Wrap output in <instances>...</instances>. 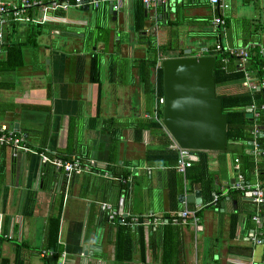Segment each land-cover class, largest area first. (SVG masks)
I'll list each match as a JSON object with an SVG mask.
<instances>
[{
  "label": "crops",
  "instance_id": "obj_1",
  "mask_svg": "<svg viewBox=\"0 0 264 264\" xmlns=\"http://www.w3.org/2000/svg\"><path fill=\"white\" fill-rule=\"evenodd\" d=\"M29 1H39V5L25 7L23 15L39 22H13L3 33V51L16 40L22 41V45L20 64L12 69L2 64L4 55H0V124L12 129L17 126L31 149H40L49 156L89 158L94 166L90 173L65 178L63 184L58 175L46 190L41 187L42 163L38 155L26 153L15 160L5 159V206L1 208L0 190V224L5 221L7 238L0 245V257L7 258L8 264H25L26 259L27 264H44L41 256L45 252V225L50 208L52 215L59 209L56 241L61 252H65V264L263 263L264 247L250 240L255 226L249 218L252 210L246 204L250 201L248 196L244 193L236 199L237 193L227 194L226 185L235 175L233 154L209 153L213 189L222 197L216 209L209 201L203 202L201 185L188 176L182 178L175 196L169 194L167 186L174 179L172 166L145 157L147 150L159 149L168 137L165 134L166 139L159 138L148 129L140 136L134 131L139 118L150 119L145 118L147 103L133 62L146 53V45L139 42L132 29L134 0H121L118 10L112 13L108 3L96 8L78 5L43 12L41 6L49 0ZM225 1L222 15L226 26L212 28L206 0H196L192 5L178 0L165 16L158 14L161 5L146 9L145 31L156 42L172 45L181 25L195 26L201 32L198 28L207 23L214 41L222 43L221 38H225L222 46L235 49L254 43L264 56V44L259 41L228 39L225 13L229 1L235 0ZM249 1L259 6L262 0L244 2ZM152 11L156 12L155 20L150 17ZM35 31L39 34L32 46L26 41ZM80 55L83 71L77 81L75 64ZM91 55H97L99 63L98 94L96 82L89 80ZM110 56L117 60L113 68L109 67ZM118 66L129 70V82H124L127 76L123 79L122 75L126 72ZM235 146L230 144L229 150ZM54 171L61 175L55 168ZM175 172L184 173L176 169ZM195 184L199 185V203L186 198L197 191ZM29 190L34 191L32 213L22 216L20 205ZM100 202L109 204L116 216L109 219L107 211L99 210ZM183 209L195 210L197 220L194 222L191 215L181 217L179 211ZM149 213L158 217L159 222L146 223L144 216ZM232 213L236 214V221L234 233L229 236ZM118 225L133 227V232H129L128 260H114ZM165 226L169 227L163 232Z\"/></svg>",
  "mask_w": 264,
  "mask_h": 264
},
{
  "label": "trees",
  "instance_id": "obj_2",
  "mask_svg": "<svg viewBox=\"0 0 264 264\" xmlns=\"http://www.w3.org/2000/svg\"><path fill=\"white\" fill-rule=\"evenodd\" d=\"M190 2L192 5L196 0H186ZM246 1V0H244ZM133 11H132V29L139 39L140 43H144L146 45V53L143 57H139L137 60H133L135 63L136 73L138 82L142 87L144 98L146 100V116L144 119L139 118L136 121V125L134 126V131L138 136L142 134L144 129H148L149 132L158 134L157 137L165 138V132L161 128L160 124L156 119L152 117L154 103L157 104V98L162 97V74L161 68H157L154 72L153 67L159 58L166 57H176L183 56L184 49L176 50L175 47L168 44H160L156 42L153 35H148L145 31L144 21L146 19V14H144V8L141 0L133 1ZM166 6H160L158 8V14L161 16H165L167 14ZM146 12V11H145ZM157 14V15H158ZM224 20V26H226V18L222 15ZM39 34V31H35L31 35H29V40L26 43L29 45H35V37ZM22 45V41H15L7 44L4 47V51H2V55H4L2 64L5 65L6 68H14L16 65L20 64V46ZM253 45V47H250ZM247 51L249 52V59L247 61V67L252 68L254 72L259 70L264 64V56H262L259 52L258 45L254 43H248L246 46ZM205 54V53H200ZM207 54L213 55L215 57L214 66L212 68V76L214 78L215 89L219 86H227L232 85L233 88H236V91H226L217 93L220 97L221 101V111L226 115V130H225V147L222 151H218L219 153H230L233 154L232 158L233 167L237 165V172L242 175L243 182L250 183L254 176L264 183V154L260 156V158L255 161L254 157L251 153L248 152L250 147L251 135L249 133V128L252 123L251 119L245 117V107L248 106L252 101H254L257 105L262 101L261 93L259 92H249L242 89H239L240 82L242 81V72L241 70L235 69V64L237 60L233 59L232 56H228V54L223 52L214 51L213 47L207 46ZM217 55V56H215ZM223 55L227 61L222 62L220 60V56ZM82 55L77 56L76 64H75V79L78 81L82 77L83 71V63H82ZM113 56H110L111 65L110 68L115 66V58L112 59ZM217 57V58H216ZM98 70L99 63L97 59V55H91L90 63H89V80L91 82H96L97 86V94L99 93V82H98ZM153 70V71H152ZM154 73V75H153ZM162 105L157 106L156 115L161 117V107ZM95 113L98 115V107L97 103L95 105ZM166 139V138H165ZM257 142L260 146L264 147V133L257 138ZM27 144V143H26ZM169 139L163 143V145L159 149L147 150L145 152V157L152 159L160 160L164 165L172 166V170L174 173V179L169 181L168 183V193L175 196L178 191V187L181 188L183 181L182 178H186L187 176L191 178L193 181L199 183L201 185L202 192V200L204 203H207L212 196V193L219 194L218 202L222 199L220 196V192L213 189V178L209 172L208 164L211 161L209 153L211 151L205 150H196V159L191 161L189 167L184 170L183 174H178L175 172L174 166L176 164V150L170 149L168 147ZM233 144L236 148L232 151L229 150V145ZM28 145V144H27ZM31 148V147H30ZM36 152H41L40 149H33ZM63 158H69L67 156H59ZM81 159H89L79 156ZM5 159L6 152L3 147L0 148V190L2 192L1 198V208L5 206V188L3 186V174L5 168ZM93 169V167H92ZM236 169L234 168V171ZM60 171V170H58ZM61 172V171H60ZM172 172V171H171ZM40 175L41 187L43 189L49 190V186L51 182H54L58 179H61V183L63 184L65 181V177L61 172V175L54 171V167H52L48 163H42ZM177 175V176H176ZM179 177V178H178ZM181 177V179H180ZM176 178H178L176 183ZM238 194V198H242L244 195L243 191L238 189L232 190L229 189L227 192L228 196L232 194ZM249 198V197H248ZM248 204L251 207V213L249 214V218L258 212V214L264 216V202L257 204L251 201L249 198ZM34 203V191H26L23 200L20 205V214L22 216H29L32 213ZM51 205V204H50ZM99 205V203H98ZM60 208V207H59ZM202 209V207L200 208ZM49 213L46 219L45 225V240H44V249L42 260L44 264H58L59 254L61 253V246L56 241L57 230H58V212L52 215L51 209L49 208ZM199 213V210L196 211V214ZM252 220V219H251ZM236 221V214L232 213L229 217V236H232L234 233V223ZM178 222V221H177ZM253 225L254 221L252 220ZM264 227V224L262 225ZM169 226L162 227L163 232L165 229H168ZM129 232H133V227L129 225H118L115 231L114 236V260L122 261L128 260L131 255V242L129 239ZM6 224L3 221L0 224V245L2 241L6 240ZM24 245L28 247L25 242ZM48 249V250H47ZM28 250H31L30 248ZM50 250V254L48 253ZM48 251V252H47ZM33 252V251H32ZM37 254L41 252V249L35 251ZM48 255H47V253ZM31 253V252H30ZM27 258V257H26ZM25 260V259H24ZM66 260V259H65ZM0 264H8L7 258L0 257ZM22 264V263H21ZM25 264H27V259L25 260ZM65 264V263H63Z\"/></svg>",
  "mask_w": 264,
  "mask_h": 264
},
{
  "label": "built area",
  "instance_id": "obj_3",
  "mask_svg": "<svg viewBox=\"0 0 264 264\" xmlns=\"http://www.w3.org/2000/svg\"><path fill=\"white\" fill-rule=\"evenodd\" d=\"M121 0H49L44 6H41V10L44 12L48 9H65L69 6H78L85 5L86 7L96 8L102 3L111 2L112 10H118L120 6ZM178 0H141V2L145 5V9L149 7L154 8L156 4L158 5H169L171 7L174 2ZM210 9H211V17H210V25L213 29L216 27H223L224 20L222 17V11L226 8L227 4L225 0H206ZM32 5H39V1L29 0H19L17 2L13 0H0V55H2L3 49V33L5 27L13 22H39L37 19H33L23 15L24 8ZM25 14V13H24ZM151 19L155 20L156 12L152 11L150 13ZM44 20V16L42 17V21ZM213 49L216 52H223L228 54V56H232L233 59L237 60L235 64V69L241 70L242 72V81L240 82L239 89L249 91V92H259L262 96V101L257 105L254 101L249 105L250 111L252 113L251 119L252 123L249 128V133L251 135L250 147L248 152L252 154L255 161H257L261 155L264 154V147L260 146L257 142V138L264 133V130L261 131L260 127L264 128V65L259 67V70L254 72L252 68L247 67V61L249 59V52L245 46L235 49H230L226 46H222L216 41L213 44ZM253 47V45H250ZM259 52H261L259 48ZM215 60V57H214ZM220 60L222 62H226L227 59L221 55ZM161 58L157 57L153 70L160 68ZM152 70V71H153ZM154 75V73H153ZM232 90L236 91V88H226V91ZM163 96L157 98V104L154 103L152 117L161 124L160 119L156 115V108L158 105L163 104ZM163 127V126H162ZM165 130V129H164ZM167 134V132L165 131ZM3 147L6 152L7 160H15L18 159L21 155L26 153H33L38 155L41 163H48L56 170H60L64 177L68 179L71 175H77L82 173H90L92 171V167L94 166V161L92 159H81L79 156H71L69 158H63L59 156H49L45 152H36L31 149L26 144V139L22 133H20L16 129L6 128L4 125L0 124V148ZM168 147L170 149L176 150V164L175 169L178 172L183 173L184 170L190 166L191 161L196 159V153L193 149H186L179 147L170 137ZM235 175L233 181L226 185L228 189H238L243 191L251 201L257 204L264 202V183H262L257 176H254L250 183L243 182L242 175L237 172V165L234 166ZM227 190V189H225ZM219 194L212 193L211 199L208 204L213 206L214 209L217 208L218 205ZM100 211H107V217L109 219L114 218L116 215L114 211L110 210L109 204L105 202L99 203ZM195 210L183 209L179 211V215L181 217H186L187 215H191L193 221L197 220L194 215ZM251 219L254 221L256 225L253 227V230L250 234V240L258 245L264 247V216L258 214V212L254 213L251 216ZM144 220L146 223L156 224L159 222V218L153 216L152 214H146L144 216ZM122 221V219L120 220ZM136 224V222H135ZM50 253V252H49ZM65 252H61L59 254L58 264L65 263ZM250 264V263H249ZM252 264V263H251ZM258 264V263H255ZM261 264H264L261 263Z\"/></svg>",
  "mask_w": 264,
  "mask_h": 264
},
{
  "label": "water",
  "instance_id": "obj_4",
  "mask_svg": "<svg viewBox=\"0 0 264 264\" xmlns=\"http://www.w3.org/2000/svg\"><path fill=\"white\" fill-rule=\"evenodd\" d=\"M143 8L145 14L144 4ZM108 11L112 13L111 2H108ZM190 51L186 49L183 56L166 57L160 61L164 98L160 122L181 148L222 151L225 147L226 115L221 111L211 72L214 56L192 55ZM200 51H207V47ZM251 115L250 107L246 106L245 117L251 119ZM194 188L197 191L186 198L199 203V185L195 184Z\"/></svg>",
  "mask_w": 264,
  "mask_h": 264
},
{
  "label": "rangeland",
  "instance_id": "obj_5",
  "mask_svg": "<svg viewBox=\"0 0 264 264\" xmlns=\"http://www.w3.org/2000/svg\"><path fill=\"white\" fill-rule=\"evenodd\" d=\"M77 11H80V10L78 9ZM89 11L91 10L89 9ZM225 15L228 18L227 32H228L229 40L233 41L235 40V38L243 37L244 39L246 38L250 40L259 41L262 44H264V40H263L264 38V0L261 1V4L259 6H256L255 4H253L252 1H249L248 3H245L243 0H235V3L232 1H229V5H228V8L226 9ZM105 19H107V16H105ZM185 25L187 26V24H183L176 29L177 43H175L176 40L174 39L171 46L175 48H181L184 50L190 49L192 46L193 49H191V51L189 52L190 54H200V53L207 54V51H198V49L202 46L211 47L215 43L214 38L211 37L209 34L210 32L209 25L207 23H204V25L202 26L201 24L200 27L198 28V30H201V32H197L195 30V28L197 27L195 26L186 27ZM221 41L222 43H219V44L220 45L224 44L225 38H221ZM118 67H120L119 69H121L122 72H126L124 73V75H122L123 79L125 78V75L127 76V79L124 82L126 81L129 82L131 79L129 75V70H127L128 71L127 73V71H125L126 68L124 66H118ZM216 91L217 93H221L224 91V88L219 86L216 89ZM160 126L165 132L161 124ZM166 135L169 139L170 136L168 134ZM228 154L230 155V153ZM246 204L249 205L248 202H246Z\"/></svg>",
  "mask_w": 264,
  "mask_h": 264
},
{
  "label": "clouds",
  "instance_id": "obj_6",
  "mask_svg": "<svg viewBox=\"0 0 264 264\" xmlns=\"http://www.w3.org/2000/svg\"><path fill=\"white\" fill-rule=\"evenodd\" d=\"M215 42H216V41H215ZM161 59H162V58H161ZM228 87L231 88L232 85H229V86H223V88H224V91H223V92H226V88L228 89ZM215 91H216V89H215ZM228 91H230V90H228ZM216 93H217V91H216ZM163 99H164V98H163ZM250 104H251V103H250ZM250 104H249V105H250ZM162 105H163V104H162ZM249 105H248V106H249ZM160 107H161V106H160ZM251 116H252V115H251ZM158 118H159V117H158ZM159 119H161V117H160ZM251 120H252V119H251ZM161 125H162V124H161ZM16 130H17V129H16ZM263 130H264V128H263ZM263 130H261V131H263Z\"/></svg>",
  "mask_w": 264,
  "mask_h": 264
}]
</instances>
